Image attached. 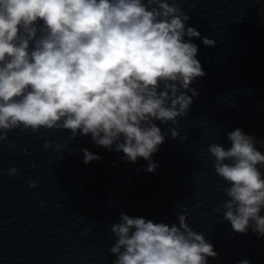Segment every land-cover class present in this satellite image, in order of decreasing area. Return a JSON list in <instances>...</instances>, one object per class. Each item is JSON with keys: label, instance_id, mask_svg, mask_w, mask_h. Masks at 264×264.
<instances>
[{"label": "clouds", "instance_id": "9594fccd", "mask_svg": "<svg viewBox=\"0 0 264 264\" xmlns=\"http://www.w3.org/2000/svg\"><path fill=\"white\" fill-rule=\"evenodd\" d=\"M188 20L175 0H0V141L17 128L65 129L71 140L90 134L97 145L123 152V160L148 161L153 172L151 158L165 141L155 121L176 124L186 116L199 95L191 84L205 75L198 46L184 37L216 43ZM227 138V149L208 146L215 173L229 185L215 211L235 233L251 228L264 237V153L239 128ZM81 151L86 164L100 159ZM177 220L168 225L121 213L111 226L113 264H208L218 257L186 214Z\"/></svg>", "mask_w": 264, "mask_h": 264}]
</instances>
